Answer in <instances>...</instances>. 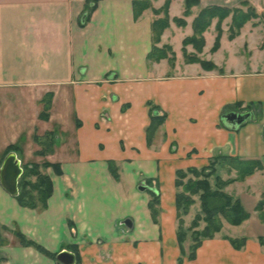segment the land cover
<instances>
[{
    "label": "crops",
    "instance_id": "crops-1",
    "mask_svg": "<svg viewBox=\"0 0 264 264\" xmlns=\"http://www.w3.org/2000/svg\"><path fill=\"white\" fill-rule=\"evenodd\" d=\"M165 2L151 4L159 9ZM200 2L192 22L202 7L239 0ZM85 3L0 0V168L10 146L22 168L32 157L60 166L44 171L53 184L44 209L21 206L0 184V264H58L22 245L18 232L56 256L78 255L76 264H179L176 173L217 156L261 162V170L226 189L250 218L233 227L240 235L224 234V222L196 260L183 264H264V225L255 215L264 194V24L246 23L229 51L221 44L210 58L207 51L198 55L215 61L217 69L208 71L179 65L178 56L174 66L149 62L155 16L147 10L136 20L132 0L100 1L81 26ZM252 3L264 12V0ZM169 27L161 46L173 47L174 31L185 30ZM154 107L165 119L149 144ZM232 112L251 116L233 129L223 119ZM153 193L160 197L156 220ZM242 238V249L229 240Z\"/></svg>",
    "mask_w": 264,
    "mask_h": 264
},
{
    "label": "trees",
    "instance_id": "trees-1",
    "mask_svg": "<svg viewBox=\"0 0 264 264\" xmlns=\"http://www.w3.org/2000/svg\"><path fill=\"white\" fill-rule=\"evenodd\" d=\"M102 0H86V6L82 17L80 18L81 26H85L91 19L92 13L97 8V5ZM174 0H166L165 4L160 9H155L150 0H132L134 18L138 20L146 10L152 9L155 15L163 14L162 18L154 20L152 24V49L149 51L148 60L152 63H158L162 60H168L171 66H174L176 61V54L173 51L172 46L163 45L161 38L166 29L170 26L169 9L171 2ZM201 0H185V11L182 14L183 18L179 17L174 21L179 26H186L185 18L191 16L192 9L200 5ZM233 14L232 25L230 27V40L239 36L241 30L244 28L251 18H254L256 13L254 10L248 12H242L237 9L224 8L220 6H213L204 8L198 13V16L193 22V35L186 37L183 41L184 58L186 63L193 64L198 63L204 69L212 71L217 69V66L212 61L201 59L198 54L202 53V49L205 47V38H203L205 32L211 27L213 20L218 19L216 24L217 36L212 51L215 53L220 48V40L222 36V22ZM84 21H83V19ZM193 46L194 50L198 54H188L186 47ZM156 107L153 108L151 113V123L147 129L148 142H152L157 130L163 124L165 117L160 116ZM49 107L45 108V112H42L41 117L43 119L48 118ZM54 136V135H53ZM51 137V143L54 140ZM38 141V137L36 138ZM14 146H10L6 152L8 154L14 151ZM39 154L44 155L41 151ZM262 164L260 161H244L237 157L231 156H217L210 163L202 168L191 167L185 170H179L176 173L175 187L177 189L175 205L176 217L179 222L177 229V242L180 247L181 256L178 259L179 264H183L187 258L188 261H194L197 258V252L203 245L204 240L213 239L219 234L223 227L224 222H227L232 226H239L244 221L250 218V213L245 210L239 198L225 192V189L231 184L245 180V178L252 176L256 171L261 170ZM53 167L60 172V166L58 164H51L47 161L39 163H31L24 166L23 175L19 182V193L16 196L19 204L28 208H46L49 198L53 194V184L50 177L44 172L47 168ZM217 168H227L229 171H235L236 177L228 180H223L217 174ZM113 176L117 179L118 175L116 170H112ZM30 177H35L36 182H31ZM214 178V184L210 181ZM153 198L149 203L153 219L156 220L160 205V197L153 193ZM196 197L200 201V212L197 214L189 228L185 229V220L183 217H187L190 213L193 205L196 204ZM255 211L258 213L261 220L264 221V194L255 207ZM203 224V227H201ZM190 235L191 245L189 252L187 253L185 248V241H188ZM20 243L26 246H34L51 256L56 258V255L44 250L41 246L35 242L27 239L21 233H17ZM260 243L264 246V236L260 237ZM231 244L236 249H242L246 244V239H229ZM187 253V254H186ZM77 260L80 261L78 255ZM80 264V263H79Z\"/></svg>",
    "mask_w": 264,
    "mask_h": 264
},
{
    "label": "rangeland",
    "instance_id": "rangeland-1",
    "mask_svg": "<svg viewBox=\"0 0 264 264\" xmlns=\"http://www.w3.org/2000/svg\"><path fill=\"white\" fill-rule=\"evenodd\" d=\"M151 1V3H152V1L153 0H150ZM206 1H208V0H202V2H204V3H207ZM253 1V0H252ZM252 1L251 0H239V2L237 3V4H235V5H230V6H220V5H216V4H212V5H209V6H207V7H205V8H208V7H213V6H220V7H224V8H231V9H237V10H240V11H242V12H248V11H250V10H254V12L256 13V15H255V17L254 18H251V20L248 22V23H252V24H255V25H258L259 23L261 24V23H263L264 24V12L262 13V14H260L259 13V11H257V9H256V7L253 5V3H252ZM182 1L181 0H174V4H175V6L173 7V10L171 9V7H170V9H169V14L168 15H170V14H174L175 15V18L174 17H172V16H170V26H171V23H173V24H175L176 25V27H178V24L174 21V19H176V18H179V16L178 17H176V15H179L178 13H179V6H180V8H181V6H182V3H181ZM153 5V4H152ZM200 5H201V3H200ZM199 5V6H200ZM85 6H86V3H85ZM155 8V7H154ZM162 8V7H161ZM195 8V7H194ZM193 8V9H194ZM85 9V8H84ZM156 9V8H155ZM160 9V8H159ZM193 9H192V13H193ZM204 9V7H202V8H200V10H199V12L198 13H200L201 12V10H203ZM153 14H154V12H153V10L152 9H149ZM147 11V10H146ZM184 11H185V5H184ZM184 11H183V13H184ZM84 12V11H83ZM191 13V14H192ZM197 13V14H198ZM182 15V14H181ZM153 16H155V18H154V20H157V19H159V18H162L163 17V14H161V15H153ZM198 16V15H197ZM196 16V17H197ZM182 18H183V15L181 16ZM180 17V18H181ZM192 16H189V17H187V18H185V21H186V19H187V21H186V26H179L178 28H181V29H185V30H179V31H174L175 32V37L174 38H171V44L173 45V51L175 52V54H176V59H177V56L179 57V65H180V63H181V65L183 64V62L182 61H185V58H183V56H184V54H183V52H184V47H183V37H187V35L190 33H192V31H193V22H192V18H191ZM195 17V18H196ZM195 20V19H194ZM232 20H233V14H231L228 18H226L223 22H222V36H220L221 37V40H220V45L221 44H224L223 46H224V49L226 50V51H229V47L228 46H230L229 44L231 43V41H233V40H230V34H231V32H230V27H231V25H232ZM257 20H259V23L257 22ZM216 21V24L218 23V19L216 18V19H214L213 20V22H215ZM216 24H215V27L213 28H211V32L208 34V36H206L205 38H206V41H205V47H204V49H202L204 52L205 51H207V52H205V53H208L207 55H206V58H210V57H212L213 55L212 54H214V52L212 51V48H213V46H214V43H215V40H216V37L215 36H217V30H216ZM224 25H226V26H229L228 27V30L225 32L224 31ZM170 28V27H169ZM168 28V29H169ZM210 28L207 30V31H209L210 30ZM167 30V29H166ZM166 30H165V32H166ZM206 31V32H207ZM164 32V33H165ZM205 32V33H206ZM226 33V35H224ZM241 33V32H240ZM240 35V34H239ZM204 38V37H203ZM162 40V39H161ZM238 43L239 44H237L236 46L238 47V50H243V49H241V47H242V41H238ZM159 46H161V43L159 44ZM163 46V45H162ZM171 46V45H170ZM192 48L191 46H188V47H186V49L185 50H187V52H188V54H198L197 52H196V50L195 51H192V52H189V49L188 48ZM220 48H221V46H220ZM228 48V49H227ZM219 49V48H218ZM202 51V53H199L198 55H202V54H205L204 52ZM215 53H217V52H215ZM223 56H224V54H222V55H216L214 58L216 59V61L218 62V63H220L221 62V60L222 59H224L223 58ZM176 62V61H175ZM215 62V61H214ZM168 63H169V61H168ZM174 63V62H173ZM171 65V64H170ZM174 65H175V63H174ZM53 140H54V136H53V138H52ZM36 159H33V157H32V159L30 160V161H25L24 160V162H23V169H24V163H25V165H27V164H29V163H32V161H35ZM210 163V162H209ZM192 167H195L196 169L198 168H202V167H196V166H192ZM189 168H191V167H189ZM189 168H187V169H189ZM218 170H217V174L223 179V180H228V179H232V178H235L236 177V172L235 171H229V169H227V168H217ZM184 170V169H183ZM185 171H186V169H185ZM21 180V179H20ZM30 180H31V182H36V178L35 177H30ZM214 178H211V182L214 184ZM20 182V181H19ZM227 189V188H226ZM226 189H225V192H226ZM237 191H239V187H237ZM228 193V192H227ZM237 193H239V192H237ZM196 199V204L195 205H193V207L191 208V211H190V213L187 215V217L185 216V217H183L184 218V220H185V225H184V227H185V229H187V228H189L190 227V225H191V223H192V220L194 219L193 217H195L197 214H199V212H200V201H199V198L198 197H196L195 198ZM245 208V207H244ZM246 210V209H245ZM247 211V210H246ZM248 212V211H247ZM256 212V211H255ZM255 215H257V217L259 218V220L261 221V223L264 225V221L263 220H261L260 219V217H259V215H258V213L256 212V214ZM178 225H179V222H178ZM226 226L227 227H225L226 229L224 230V234H231V235H240V231H237L238 229H234L233 227L234 226H232V225H229V224H226ZM201 227H203V224H202V226ZM264 227V226H263ZM190 235H191V233H189L188 234V237H189V239H188V241H185V248H186V251H187V253L189 252V248H190V245H191V240H190ZM186 253V254H187Z\"/></svg>",
    "mask_w": 264,
    "mask_h": 264
},
{
    "label": "water",
    "instance_id": "water-1",
    "mask_svg": "<svg viewBox=\"0 0 264 264\" xmlns=\"http://www.w3.org/2000/svg\"><path fill=\"white\" fill-rule=\"evenodd\" d=\"M83 19V18H82ZM84 21V19H83ZM157 114V112H156ZM250 113L238 114L235 112L224 116V121L233 129L241 126L250 118ZM23 175V168L20 160L14 152L7 154L0 168V184L12 196H18L19 181ZM141 190L150 189L147 186H141ZM156 191L155 189H153ZM58 264H76V256L69 251H63L56 256Z\"/></svg>",
    "mask_w": 264,
    "mask_h": 264
}]
</instances>
